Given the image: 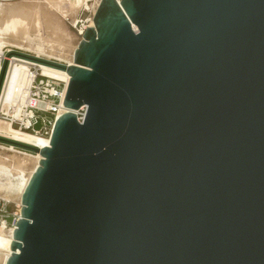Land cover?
Here are the masks:
<instances>
[{"label":"water","instance_id":"water-1","mask_svg":"<svg viewBox=\"0 0 264 264\" xmlns=\"http://www.w3.org/2000/svg\"><path fill=\"white\" fill-rule=\"evenodd\" d=\"M6 264H264V0H100ZM136 26V29L132 27ZM41 127L37 118L33 128Z\"/></svg>","mask_w":264,"mask_h":264},{"label":"bare ground","instance_id":"bare-ground-1","mask_svg":"<svg viewBox=\"0 0 264 264\" xmlns=\"http://www.w3.org/2000/svg\"><path fill=\"white\" fill-rule=\"evenodd\" d=\"M98 1L21 0L16 3H2L0 5V60L1 55H5L7 51L14 49L10 47H15L21 49L15 50L27 52L38 57L56 58L65 64H72L74 51L82 35L76 30L72 32L67 29L58 14L64 15V13H67L72 19L71 21L75 22L76 13H78L80 6L81 8L87 7L91 11V16L86 26L92 27L94 26L92 15L96 11L99 4ZM61 3L66 4L65 10L60 9L59 5ZM132 27L136 29L134 24H132ZM5 50L6 52H4ZM8 60L6 75L0 91L1 110L8 112L14 104L16 105L15 111H18L21 108L20 106L26 104L27 90H21V88H26L29 85L27 77L29 64L39 66L42 74L63 81L64 92H66L70 75L65 70L13 55ZM2 61L0 62V67ZM16 98H19V104L16 103ZM84 108L85 106L82 105L83 110ZM68 110L77 112V109H69L62 105L57 111V115H61ZM16 115L18 114L16 113ZM0 135L38 147L49 145L50 135L44 137V135L37 132L19 129L3 119H0ZM41 158L42 155L38 152H30L14 145L0 142V172L10 175L9 178L14 179V182L10 183L8 190L13 194L12 198L17 201L18 212L22 206L21 195L35 168L39 165ZM5 198L10 201L8 197ZM0 226V264H6L11 253L10 244L13 239V230L16 226L6 228L4 223H1Z\"/></svg>","mask_w":264,"mask_h":264},{"label":"built area","instance_id":"built-area-1","mask_svg":"<svg viewBox=\"0 0 264 264\" xmlns=\"http://www.w3.org/2000/svg\"><path fill=\"white\" fill-rule=\"evenodd\" d=\"M116 1L119 2L120 0ZM82 12L89 13L87 19H82L80 17V14ZM90 16V9H88L87 7H82L80 9V13L78 14V18L74 23H71L68 19L67 21L73 29H75L80 35H82L84 30L87 28L86 25ZM10 48L19 49L15 47ZM4 52H6V50ZM3 56L4 55H1V60H3ZM49 59L63 62L56 58ZM27 77L29 80V85L26 88H21V90H27V96L25 98L26 104H24V106H20L21 108L18 111H15L16 105L14 104L11 106L8 112L0 109V119L8 121L14 127H17L19 129L37 132L38 134L44 136L50 135L53 123L56 120V117L59 116L57 115V111L63 105V99L65 96L64 82L42 74L41 68L34 64H29ZM15 101L17 104H19V98H16ZM83 111L85 112V108L83 110L82 106L77 109L76 116L78 121H82L84 116ZM16 113L18 115H16ZM37 118H39L41 122V127L40 129H38V131L33 128V125L36 122ZM9 205L13 206L12 209L8 208ZM19 217L20 211L18 212L17 204L9 201L0 194V224L4 223L8 227H15V223L19 219Z\"/></svg>","mask_w":264,"mask_h":264},{"label":"rangeland","instance_id":"rangeland-1","mask_svg":"<svg viewBox=\"0 0 264 264\" xmlns=\"http://www.w3.org/2000/svg\"><path fill=\"white\" fill-rule=\"evenodd\" d=\"M18 1H21V0H0V5L2 4V3H16V2H18ZM60 6V9L61 10H65V8H66V4H62L61 3V5H59ZM62 7V8H61ZM80 9H81V6H80V8L78 9V13H76V17H75V20L78 18V14L80 13ZM59 13V12H58ZM59 16H60V18L62 19V22H64V24L66 25V27H67V29H69L70 31H72V32H75V29H73L71 26H70V24L68 23V21H67V19L69 20V21H71L72 19L70 18V16H68L67 15V13H64V15L62 14L61 15V13H59L58 14ZM61 16H63V17H61ZM88 16H89V13L88 12H82L81 14H80V17L82 18V19H84V18H88ZM73 21H71V23H72ZM74 23V22H73ZM84 112V111H83ZM49 135H47V136H44V137H48ZM9 176L10 175H7L6 173H2V172H0V194L1 195H3L4 197H8L9 199H10V201H12V202H14L15 204H17V201L15 200V199H13L12 197V193H10L9 192V186H10V183H13L14 182V179H12V178H9ZM7 178V179H6ZM10 193V194H9ZM12 205H9L8 206V208L9 209H12ZM1 227V226H0ZM4 227H6V228H11L12 226H10V227H8V226H4Z\"/></svg>","mask_w":264,"mask_h":264}]
</instances>
